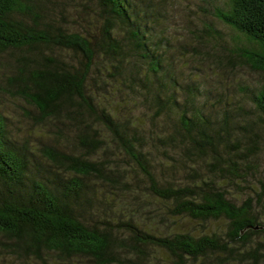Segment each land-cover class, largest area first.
Returning <instances> with one entry per match:
<instances>
[{"label":"trees","instance_id":"obj_1","mask_svg":"<svg viewBox=\"0 0 264 264\" xmlns=\"http://www.w3.org/2000/svg\"><path fill=\"white\" fill-rule=\"evenodd\" d=\"M90 1L0 0L10 83L58 141L33 170L0 114V258L264 264V228L240 233L264 227V0L211 7L233 34L204 52L228 76L218 89L176 78L167 0ZM243 67L255 82L234 79Z\"/></svg>","mask_w":264,"mask_h":264},{"label":"rangeland","instance_id":"obj_2","mask_svg":"<svg viewBox=\"0 0 264 264\" xmlns=\"http://www.w3.org/2000/svg\"><path fill=\"white\" fill-rule=\"evenodd\" d=\"M81 1V0H76ZM84 1V0H82ZM158 3V0H152ZM224 0H167L166 12L162 13L167 17V29L170 35L172 47L171 53L174 57V67L178 74V81H187L189 76L204 82L214 80H228L224 70L215 64L214 57L206 56V50L210 53L221 55L222 45H229L233 34L222 23L217 21L210 14L213 5H222ZM94 6L95 0L90 1ZM164 19V18H163ZM214 29L219 30L216 39L211 35ZM214 36V37H215ZM194 49H196L194 51ZM18 52L13 55L10 52L0 54V114L6 118V127L9 137L14 146L26 147L29 151L28 159L33 170H44L50 166L48 153L50 148L57 146L58 141L49 125L41 120L38 109L30 103L24 93H21L15 84L10 83V78L15 74L14 60ZM214 75V76H213ZM234 79L244 76L248 83L257 79L249 74L246 67L240 68L234 74ZM230 98L237 93L236 88L231 89ZM217 89L220 84H217ZM228 91V90H226ZM64 142V141H63ZM264 165V162H263ZM215 229H223L221 222H214ZM171 229L191 230L201 232L204 230L197 221L179 219L169 223ZM0 264H24L13 256L0 258Z\"/></svg>","mask_w":264,"mask_h":264},{"label":"water","instance_id":"obj_3","mask_svg":"<svg viewBox=\"0 0 264 264\" xmlns=\"http://www.w3.org/2000/svg\"><path fill=\"white\" fill-rule=\"evenodd\" d=\"M250 227H252V228H254V229H257V228H264L263 226H261V225H256V226H246L244 229H242L241 231H240V233H243L247 228H250Z\"/></svg>","mask_w":264,"mask_h":264}]
</instances>
